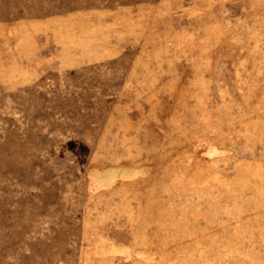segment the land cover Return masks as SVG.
Returning a JSON list of instances; mask_svg holds the SVG:
<instances>
[{
    "label": "rangeland",
    "instance_id": "1",
    "mask_svg": "<svg viewBox=\"0 0 264 264\" xmlns=\"http://www.w3.org/2000/svg\"><path fill=\"white\" fill-rule=\"evenodd\" d=\"M0 264H264V0H0Z\"/></svg>",
    "mask_w": 264,
    "mask_h": 264
}]
</instances>
